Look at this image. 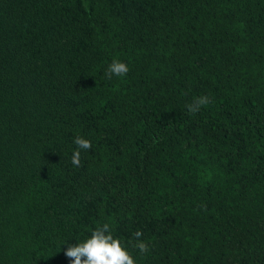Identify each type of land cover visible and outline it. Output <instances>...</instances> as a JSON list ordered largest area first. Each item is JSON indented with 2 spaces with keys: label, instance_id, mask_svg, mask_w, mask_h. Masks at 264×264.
Segmentation results:
<instances>
[{
  "label": "trees",
  "instance_id": "obj_1",
  "mask_svg": "<svg viewBox=\"0 0 264 264\" xmlns=\"http://www.w3.org/2000/svg\"><path fill=\"white\" fill-rule=\"evenodd\" d=\"M104 223L136 264H264V0H0V264Z\"/></svg>",
  "mask_w": 264,
  "mask_h": 264
},
{
  "label": "clouds",
  "instance_id": "obj_2",
  "mask_svg": "<svg viewBox=\"0 0 264 264\" xmlns=\"http://www.w3.org/2000/svg\"><path fill=\"white\" fill-rule=\"evenodd\" d=\"M129 72L126 63L113 59L106 70V77L111 79L112 76H125ZM211 99L202 95L194 98L188 107L189 114L198 113L205 105L210 104ZM77 149L72 155V164L74 167L81 166V149L89 150L91 142L83 137H76L74 140ZM136 242L133 247L138 249L140 253L148 251V245L140 239L143 233L136 231L134 234ZM65 255L69 258L70 264H136L133 256L122 245L119 238L114 237L111 227L108 223L95 228L89 238L79 241L76 245H69L65 251Z\"/></svg>",
  "mask_w": 264,
  "mask_h": 264
}]
</instances>
